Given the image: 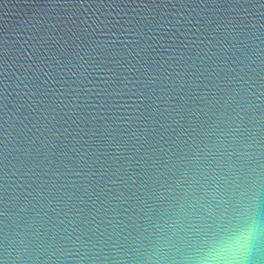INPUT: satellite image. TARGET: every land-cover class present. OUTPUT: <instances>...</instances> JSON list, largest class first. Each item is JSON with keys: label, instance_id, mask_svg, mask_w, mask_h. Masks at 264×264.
<instances>
[{"label": "water", "instance_id": "obj_1", "mask_svg": "<svg viewBox=\"0 0 264 264\" xmlns=\"http://www.w3.org/2000/svg\"><path fill=\"white\" fill-rule=\"evenodd\" d=\"M264 264V0H0V264Z\"/></svg>", "mask_w": 264, "mask_h": 264}, {"label": "clouds", "instance_id": "obj_2", "mask_svg": "<svg viewBox=\"0 0 264 264\" xmlns=\"http://www.w3.org/2000/svg\"><path fill=\"white\" fill-rule=\"evenodd\" d=\"M250 232L241 230L237 232L230 240L228 245V257L222 264H242V260L251 252Z\"/></svg>", "mask_w": 264, "mask_h": 264}]
</instances>
